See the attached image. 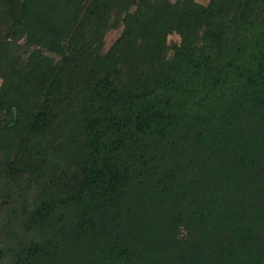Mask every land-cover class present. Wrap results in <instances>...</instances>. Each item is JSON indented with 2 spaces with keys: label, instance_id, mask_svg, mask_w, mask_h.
<instances>
[{
  "label": "trees",
  "instance_id": "obj_1",
  "mask_svg": "<svg viewBox=\"0 0 264 264\" xmlns=\"http://www.w3.org/2000/svg\"><path fill=\"white\" fill-rule=\"evenodd\" d=\"M0 9V264H264V0Z\"/></svg>",
  "mask_w": 264,
  "mask_h": 264
},
{
  "label": "rangeland",
  "instance_id": "obj_2",
  "mask_svg": "<svg viewBox=\"0 0 264 264\" xmlns=\"http://www.w3.org/2000/svg\"><path fill=\"white\" fill-rule=\"evenodd\" d=\"M200 2H203V3H207L209 0H198ZM0 18H1V27L4 29L7 28V24L9 23V18H8V14L4 11H1L0 9ZM8 19V21H7ZM7 21V22H6ZM118 34V31H109L106 35V46L108 47L109 44L112 42V40L116 37V35ZM169 39L172 41V40H175V39H178V36L177 35H170L169 36ZM6 236V235H5ZM5 236H2L0 237V250L3 248V246L6 244L5 242L7 241V239L5 238ZM9 236V235H8ZM4 240V241H3ZM2 254V253H1ZM7 262V261H6ZM8 263V262H7Z\"/></svg>",
  "mask_w": 264,
  "mask_h": 264
}]
</instances>
